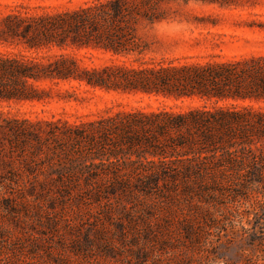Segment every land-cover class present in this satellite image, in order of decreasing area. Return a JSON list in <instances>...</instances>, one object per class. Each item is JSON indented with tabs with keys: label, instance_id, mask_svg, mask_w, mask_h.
I'll list each match as a JSON object with an SVG mask.
<instances>
[{
	"label": "rangeland",
	"instance_id": "374dc122",
	"mask_svg": "<svg viewBox=\"0 0 264 264\" xmlns=\"http://www.w3.org/2000/svg\"><path fill=\"white\" fill-rule=\"evenodd\" d=\"M111 0H0V54L66 55L81 70L249 60L264 55V0H160L134 24L145 47L129 55L97 47L31 48L8 17L73 14ZM138 5L143 6L142 0ZM43 99L0 96V264H264V159L237 176L193 162H149L143 149L74 138L122 112L177 113L213 103L35 82ZM264 113V100L220 102ZM263 149L264 146L258 143ZM150 160L153 157L147 154ZM191 166V165H190Z\"/></svg>",
	"mask_w": 264,
	"mask_h": 264
},
{
	"label": "trees",
	"instance_id": "16d2710c",
	"mask_svg": "<svg viewBox=\"0 0 264 264\" xmlns=\"http://www.w3.org/2000/svg\"><path fill=\"white\" fill-rule=\"evenodd\" d=\"M160 0H111L73 14L29 20L8 17L13 34L25 37L29 47H65L69 40L78 47H97L115 54L143 53L145 47L133 34L134 24L150 16L141 7L154 11ZM13 57L0 54V96L7 100H41L45 90L35 82L79 80L97 88L143 92L176 99L200 98L213 103L188 112L160 109L150 113L122 112L106 120L84 125L74 138L89 144L107 142L115 146L143 149L149 162H177L184 175L196 174L193 162L206 160L207 168L232 172L236 176L252 163L264 159V113L246 106H222L220 102L264 100V55L249 60L175 65L159 62L154 66L112 65L102 70H81L66 55ZM25 134L16 122L0 124V130ZM19 134V133H18ZM151 155L153 159L150 160ZM191 165V166H190ZM222 168V169H221Z\"/></svg>",
	"mask_w": 264,
	"mask_h": 264
}]
</instances>
